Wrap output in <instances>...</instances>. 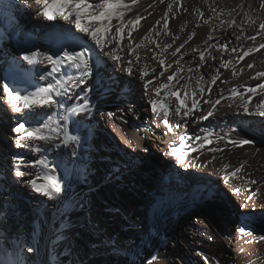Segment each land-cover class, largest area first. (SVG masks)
Segmentation results:
<instances>
[{"label": "bare ground", "instance_id": "6f19581e", "mask_svg": "<svg viewBox=\"0 0 264 264\" xmlns=\"http://www.w3.org/2000/svg\"><path fill=\"white\" fill-rule=\"evenodd\" d=\"M262 3L122 0L126 5L118 9L122 15H114L110 25L104 21L108 30L101 31L105 51L115 47L120 60L102 57L104 87L98 90L96 69L79 83L76 68L63 67L47 76L51 64L22 59L29 51L53 55L51 38L62 28L75 31L74 25L44 20L35 0H0V145L5 151L2 169L9 173L6 183L0 182V252L7 253L10 264H264V240L259 239L264 236V117L241 107L247 103L249 113H254L264 101V89L258 87L264 77L253 78L264 71V48H259L264 43V29L259 27L264 23ZM76 34L94 52L100 51L86 34ZM250 48L253 51L244 56ZM129 61L131 76L122 70ZM141 70L147 73L143 80ZM57 81L65 83L66 91L58 87L61 95L53 93V98L59 103L44 108L38 119L48 123L51 117L49 124L62 131L57 135L44 129L54 137L50 142L22 141L18 147L23 130L16 133L15 128L20 123L26 128L39 125L29 119V110L12 111L3 86L27 94ZM155 88L160 89L158 96ZM149 99L157 101L159 117ZM193 99L199 101V110L181 119ZM86 100V111H72ZM217 100L220 103L212 108ZM165 109L171 132L162 121ZM209 110L211 117L198 119ZM108 112L117 116L109 118ZM98 125L104 133L96 132ZM68 136L76 140L69 141ZM101 138L122 142L127 151L117 149L113 155L101 151ZM240 138L254 143L242 147L228 143ZM174 148H180L183 164L171 155ZM150 151L154 160L146 161L144 155ZM87 164L98 167L96 176L81 174ZM223 165L230 166L229 172L241 168L237 174L241 179L230 178L226 184ZM23 166L25 175L16 176ZM207 176L235 202L233 214L224 215L214 197L197 198L206 188ZM30 180L61 190L53 191L50 199L34 191ZM236 187L239 193L233 191ZM109 204L119 209L112 211ZM100 234L114 238V251L99 242Z\"/></svg>", "mask_w": 264, "mask_h": 264}, {"label": "snow or ice", "instance_id": "6c2138e0", "mask_svg": "<svg viewBox=\"0 0 264 264\" xmlns=\"http://www.w3.org/2000/svg\"><path fill=\"white\" fill-rule=\"evenodd\" d=\"M24 2L27 3V0H24ZM35 3L40 9L38 15L41 18L47 21H54L57 19L65 21L70 25H74L75 31H73L71 27L67 29L62 28L60 30L59 35L53 36L51 38V44L55 49L53 55H48L47 52H40L38 50L29 51L27 54H25L22 57V59L28 62L29 64H37L44 62L51 64L52 68L51 71L47 73V76H51L54 73L59 72L63 67L76 68L80 70L81 79L79 83H84L87 77L93 75V69H96L95 72L96 81H94V83L96 84L98 90L100 88H103L104 87L103 75L99 71L100 65L105 63L102 57L107 56L113 62H118L120 58L116 54L115 47H113L107 52L105 51L107 45L101 37V31L108 30V25H106L104 21H107L108 24L110 25L114 15H122L118 12V9H120L121 7H126V5L122 4V0H102V2H100V0H92L91 3H89L88 0H35ZM168 7L169 9H171L172 6L169 5ZM261 7H264V3L261 4ZM53 8H55L56 11L50 15L49 13ZM73 17L74 19H72ZM137 20H139V17H137ZM129 23L131 24L132 21H129ZM205 23H207V21H205ZM97 24L99 26H97ZM259 27L260 29H264V23H260ZM120 31L121 29L119 27L116 28L117 34H119ZM77 32L86 34L87 37H89L91 41L94 43L95 47L99 48L100 51L98 53L94 52L92 45H89L83 37L78 36L76 34ZM248 38L253 41L256 39L255 36H249ZM112 39H115V37H113ZM189 39H191V36L189 37ZM237 39H239V37H237ZM186 42L187 41H185V43ZM183 46L184 45L181 44L179 47H177L175 51H173L172 55L175 56L176 53L180 51V48H182ZM167 47H171V44L167 45ZM222 47L226 48L227 46H222ZM259 48H264V43L260 44ZM232 51H235V49H232ZM252 51L253 50L251 48L248 49V51L244 53V56L249 55ZM240 59H243V56H241ZM200 60L201 61L205 60L203 52L200 53ZM159 63L160 65H164L163 60L159 61ZM247 66L251 68L252 64H248ZM122 70H126L130 76L134 75L131 67V61L128 62L127 68ZM177 71H179V69H177ZM146 75L147 73L141 70L140 79L143 80ZM160 75H164V73H160ZM47 76H42L41 79H46ZM260 77H264V71L258 72L256 76L253 78L258 80ZM172 78L173 76L169 75L167 77V80L171 81ZM215 82H216V77H213L212 83L214 84ZM150 83L151 80L145 81L144 83V89H145L144 95L146 96L149 95L147 89ZM58 87L66 91L65 83L63 81H57L55 84L50 82L48 83L47 87L38 88L36 91L27 94H22L21 90L11 88L10 85L6 84L3 86L2 93L6 94L8 98V103L12 107V111L21 112L24 109L29 110L27 114L29 119L39 125L36 127L29 126L26 128L25 123H20L18 127L15 128L16 133H21L23 130V136L16 141L18 147L22 146V141L50 142L54 137L51 135L44 134L43 132L44 129H48L50 133H55L57 135L60 133V131H62L59 125H57L56 127H52L49 123L42 122L41 120L38 119L41 116V112L44 108L46 107L50 108L52 105L59 103V101L53 98V93H55V95L57 96L61 95V92L57 90ZM258 87L264 89V83L259 84ZM154 91L158 96L160 89L155 88ZM201 91H203V89H201ZM209 91H211V89H209ZM231 91L234 95L238 94L235 88H233ZM248 91L255 93L256 89L249 88ZM171 95L176 96L177 94L176 92H172ZM193 95H195V93H193ZM177 100H179L178 96H177ZM156 103H157L156 100L149 99V104L152 105L153 113L159 117L160 113H157L155 109ZM198 103H199L198 100L193 99L191 108H187L185 106V110L183 111V115L181 116V119L189 116L190 113H192L193 109L199 110ZM205 103L211 104L210 101H205ZM219 103L220 101L217 100L215 104H211V107L215 108L216 104ZM241 107L243 108V111L245 113L264 117V101H261L256 105V109L254 113H249V107L247 103H245ZM87 108H88V102L86 100L84 104L76 106L75 108L72 109V111L73 112L86 111ZM175 115L178 116L181 115V103L176 104ZM212 115L213 112L209 110L206 113L200 115L198 119L206 120ZM107 116L109 118H114L117 116V113L108 112ZM50 119L51 117H49V120ZM162 121L167 131L171 132L173 130V126L169 123L167 109H165L163 112ZM175 126L182 127V125L179 123H177ZM222 138L223 137H221V139ZM180 139L182 142L181 146H183V137H181ZM68 140L74 141L76 140V137L68 136ZM228 143L232 144L233 146L242 147L244 145L252 144L254 143V141L247 138H240L239 140L229 139ZM171 155L176 157L178 163L180 164L184 163V160L181 158L180 155V148H174L171 151ZM39 163H44V162L40 161ZM229 167H230L229 165H223L224 175L222 179L226 184L229 182L230 178H234L236 180L241 179V177L237 175L238 173L241 172V168H236L233 171L229 172L228 171ZM15 175L22 176L23 173L17 170ZM28 183L31 184L34 191L41 193L42 195L47 196L50 199L52 198L53 191L59 192L61 190L58 185L52 189H50L46 185L37 186V182L35 180H30L28 181ZM248 183L254 185L257 182L255 180H250ZM233 191L239 193L240 188L236 187L233 189ZM249 191L251 190L249 189ZM259 191H260L259 189L256 190V192ZM256 192H252L251 195L255 196ZM247 198L250 199L251 196ZM259 239L264 240V236L259 237ZM28 251L32 252L34 251V249L29 248ZM0 257H2L0 258V264H10L9 257L7 256L6 252H0Z\"/></svg>", "mask_w": 264, "mask_h": 264}, {"label": "rangeland", "instance_id": "374dc122", "mask_svg": "<svg viewBox=\"0 0 264 264\" xmlns=\"http://www.w3.org/2000/svg\"><path fill=\"white\" fill-rule=\"evenodd\" d=\"M1 123V122H0ZM0 129H1V125H0ZM95 130L97 132L100 131L101 133L105 132V129L104 127L98 125V126H95ZM48 131V129H47ZM102 140V143H103V148L101 149L102 150H108L110 151V153L113 155L117 149L120 150L122 149L123 151H127L125 149V146H123V143L122 142H116L115 144L112 143V142H107L106 140L108 139H105V138H101ZM105 142V143H104ZM1 144V143H0ZM112 146V147H111ZM115 146V147H114ZM5 151L4 149L1 148V145H0V182H5L7 181V176L8 174L5 173V170L2 169L3 167V163H4V160H5V157H4V154ZM145 160L147 161H153L154 160V152L150 151V152H147L145 155ZM25 167L23 166L22 169L20 170L23 175H25ZM2 172V173H1ZM99 172V169L98 167H95L94 165H90V164H87V167L84 171H81V174L82 175H85L86 177H93V176H96ZM11 176H13V174H11ZM208 178H205L207 179V185H206V188L205 190L199 195V197L197 198H201L202 195H204L205 197H208V198H211V197H214L216 198L215 199V202L220 206V210L221 212L224 214V215H231L234 213V210H235V202L232 201V199L226 194V190L220 186L219 184H217L215 182V180H213L212 178H210L209 176H207ZM209 195V196H208ZM108 208L111 209L112 211H117L119 208H115L114 205L112 204H109L108 205ZM231 211V212H230ZM98 237L100 238L99 242L106 248H111L112 251H114V247H115V240L113 237H109V236H104L102 234L98 235ZM105 238V239H104Z\"/></svg>", "mask_w": 264, "mask_h": 264}]
</instances>
